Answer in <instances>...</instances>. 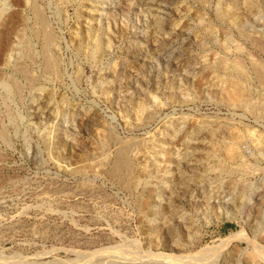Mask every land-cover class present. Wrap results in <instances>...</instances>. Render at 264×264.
<instances>
[{"label": "rangeland", "instance_id": "obj_1", "mask_svg": "<svg viewBox=\"0 0 264 264\" xmlns=\"http://www.w3.org/2000/svg\"><path fill=\"white\" fill-rule=\"evenodd\" d=\"M234 1L0 0V264H264V112L230 96L264 104V9Z\"/></svg>", "mask_w": 264, "mask_h": 264}, {"label": "bare ground", "instance_id": "obj_2", "mask_svg": "<svg viewBox=\"0 0 264 264\" xmlns=\"http://www.w3.org/2000/svg\"><path fill=\"white\" fill-rule=\"evenodd\" d=\"M231 2H232V0H231ZM235 2H237V1H234L233 0V3H231V4H229V5H227L226 7L229 9V12H230V10H231V12L230 13H232V9H231V7H235V6H237L236 5V3ZM261 7L264 9V0H261ZM241 5V4H240ZM239 5V6H240ZM242 5L244 6V8L246 7V3L244 2H242ZM255 5V4H254ZM253 5V6H254ZM257 5V4H256ZM242 6V7H243ZM238 7V6H237ZM239 8V7H238ZM236 9V8H235ZM258 9V8H257ZM236 11V10H235ZM239 11V10H238ZM227 12V11H226ZM244 12H245V10H244ZM247 12V11H246ZM223 14H225V13H223ZM229 14V13H228ZM227 14V15H228ZM234 14H236V13H234ZM233 14V15H234ZM42 15V14H41ZM227 15L225 14V16L227 17ZM233 15H231V17L233 16ZM238 15V14H237ZM236 15V16H237ZM224 16V17H225ZM236 16H235V19H236ZM222 17V16H221ZM230 19V18H229ZM235 19H233V20H235ZM230 20H232V18L230 19ZM245 20V19H244ZM238 17H237V20L234 22L235 24H237L238 22ZM232 22V21H231ZM240 23H242V22H240ZM46 24V23H45ZM45 24H44V22H42L41 23V25H42V27H45ZM245 24H246V22H245ZM247 24H248V22H247ZM40 25V24H39ZM48 26V25H47ZM239 26V25H238ZM38 29H39V27H38ZM244 28H240L239 29V34L258 52V53H260V54H262V55H264V38H261L260 36H256L255 34H251L250 32H251V30H250V32L248 31H245V29L243 30ZM247 29V28H246ZM44 30V29H43ZM46 30V29H45ZM44 36H43V48H44V52H43V54L44 55H47L48 56V54H50L49 53V45L50 44H52L53 42H54V40L56 39H53V33L51 34V32H49V30L47 31H44ZM253 33V32H252ZM257 34V33H256ZM55 37V36H54ZM24 41V40H23ZM53 47V46H52ZM51 47V48H52ZM55 49V48H54ZM236 50H239L238 52H240V51H242L241 50V48L240 47H237V49ZM241 55H243L244 57H245V59H247L249 62H250V65H251V67H250V70H251V72H250V74H252L254 77H255V79L258 81V83L260 84V85H262V86H264V64L262 63V62H260L258 59H252V57H251V55H250V53H244L243 54V52L242 53H240ZM51 55V54H50ZM254 55V54H253ZM47 56H45V58L47 57ZM256 56V55H255ZM50 58H52V57H50ZM50 61V60H49ZM247 61V62H248ZM53 62V61H52ZM48 63V62H47ZM50 63V62H49ZM51 65V64H50ZM48 66V65H47ZM52 66V65H51ZM228 67H229V65H228ZM48 68V67H47ZM46 68V69H47ZM53 69V68H52ZM225 69V68H224ZM230 69H232L233 71L232 72H234L235 74H237V76L238 77H249V75H248V70L246 69V67H245V65L241 62V61H237V62H234L233 64H232V66H231V68ZM50 71V70H49ZM51 72V71H50ZM55 72V71H54ZM230 72H231V70H230ZM250 78V77H249ZM230 82H232V81H230ZM230 84V83H229ZM43 89V88H42ZM237 91V90H236ZM240 92V91H239ZM238 91L237 92H234V93H232L230 96H231V99H233V100H236L238 103H236V104H240L241 106H243L245 109H251V110H257V111H260V112H264V104H263V101H262V103H261V101H260V105L258 104V106L257 105H254V104H252V105H250V104H248V103H245V102H243L242 100V96H243V94L241 95V92L239 93ZM252 102V101H251ZM234 104V103H233ZM240 105L238 106V107H240ZM244 109V110H245ZM250 110V111H251ZM122 150V152H120V153H122L121 155H123V153H125L126 152V148H124V147H122L119 151H121ZM120 153H118V154H120ZM122 161H126V160H124V158H123V160ZM122 163V162H121ZM127 163V162H126ZM117 165V164H116ZM114 166V167H112L113 168V173H115V174H117L118 172H119V166ZM118 165H120V163L118 164ZM123 165V164H122ZM130 165V164H129ZM125 166H128L127 164H125ZM129 168H130V166H129ZM128 169V168H127ZM121 171V170H120ZM114 174V175H115ZM235 236V234H232L231 236H230V238H228V240L229 239H232L233 237Z\"/></svg>", "mask_w": 264, "mask_h": 264}]
</instances>
